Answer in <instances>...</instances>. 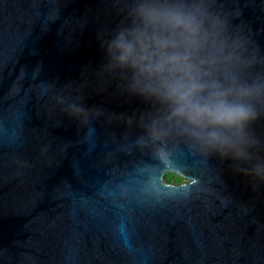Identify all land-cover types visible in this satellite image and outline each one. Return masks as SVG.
Segmentation results:
<instances>
[{
    "label": "water",
    "instance_id": "95a60500",
    "mask_svg": "<svg viewBox=\"0 0 264 264\" xmlns=\"http://www.w3.org/2000/svg\"><path fill=\"white\" fill-rule=\"evenodd\" d=\"M121 2L0 0V264H264V185L230 161L178 152L198 184L143 198L148 170L162 166L134 145L135 122L106 117L146 106L92 74L97 31L120 20ZM217 4L239 13L231 23L264 58V0ZM82 81L85 106L104 110L85 124L52 99ZM252 132L264 143V117Z\"/></svg>",
    "mask_w": 264,
    "mask_h": 264
},
{
    "label": "clouds",
    "instance_id": "9594fccd",
    "mask_svg": "<svg viewBox=\"0 0 264 264\" xmlns=\"http://www.w3.org/2000/svg\"><path fill=\"white\" fill-rule=\"evenodd\" d=\"M120 20L97 31L102 62L93 71L101 82L146 106L131 115L108 113L139 129L133 143L162 166L149 169L142 190L152 203L174 199L199 177L175 161L178 152L215 155L256 187L264 185V143L252 125L264 117V63L249 47L241 25L217 0H122ZM79 85H64L53 97L59 111L81 124L104 115L86 107ZM181 177L178 184L166 174Z\"/></svg>",
    "mask_w": 264,
    "mask_h": 264
},
{
    "label": "trees",
    "instance_id": "16d2710c",
    "mask_svg": "<svg viewBox=\"0 0 264 264\" xmlns=\"http://www.w3.org/2000/svg\"><path fill=\"white\" fill-rule=\"evenodd\" d=\"M165 178L166 180H168L169 182H175V183H178L180 182V178H178L177 176L173 175V174H166L165 175Z\"/></svg>",
    "mask_w": 264,
    "mask_h": 264
},
{
    "label": "flooded vegetation",
    "instance_id": "af4514ba",
    "mask_svg": "<svg viewBox=\"0 0 264 264\" xmlns=\"http://www.w3.org/2000/svg\"><path fill=\"white\" fill-rule=\"evenodd\" d=\"M181 181V180H180ZM179 183V182H178Z\"/></svg>",
    "mask_w": 264,
    "mask_h": 264
}]
</instances>
